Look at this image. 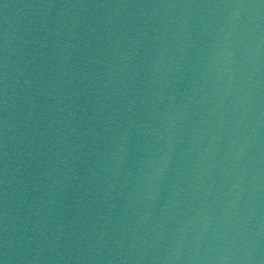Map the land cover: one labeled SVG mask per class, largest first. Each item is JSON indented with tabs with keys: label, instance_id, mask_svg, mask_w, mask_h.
<instances>
[{
	"label": "water",
	"instance_id": "95a60500",
	"mask_svg": "<svg viewBox=\"0 0 264 264\" xmlns=\"http://www.w3.org/2000/svg\"><path fill=\"white\" fill-rule=\"evenodd\" d=\"M0 264H264V0H0Z\"/></svg>",
	"mask_w": 264,
	"mask_h": 264
}]
</instances>
